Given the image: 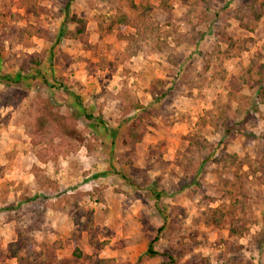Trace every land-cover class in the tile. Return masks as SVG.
Wrapping results in <instances>:
<instances>
[{"label": "rangeland", "instance_id": "obj_1", "mask_svg": "<svg viewBox=\"0 0 264 264\" xmlns=\"http://www.w3.org/2000/svg\"><path fill=\"white\" fill-rule=\"evenodd\" d=\"M69 1L0 0V264H264V0Z\"/></svg>", "mask_w": 264, "mask_h": 264}, {"label": "trees", "instance_id": "obj_2", "mask_svg": "<svg viewBox=\"0 0 264 264\" xmlns=\"http://www.w3.org/2000/svg\"><path fill=\"white\" fill-rule=\"evenodd\" d=\"M73 0H70L67 5L66 9L67 12L70 13V8ZM128 18L120 19L118 22L128 24L129 20ZM71 21L74 23H77V31L73 35H76L78 33H81L84 31V25L85 20L83 18H80L77 13L72 14ZM2 78H5L8 81H14V80H21L23 78L22 74H18L16 77H14V80L12 76H2ZM259 96L264 100V85L260 84L259 86ZM76 100L78 104L82 107V102L79 98L76 97ZM86 117L90 120H98V123L101 124L105 131L111 132L115 134V130L112 129L110 124L103 118L101 115L94 116L91 113L86 112ZM50 121L53 123V125L59 126H65L66 129L71 130L72 127L68 126V122L66 121V118L63 116H57V114H50ZM143 132H144V125L141 119L132 121L130 126L127 130V140L126 142L132 141V142H139L143 138ZM122 177L127 180L128 178L125 175H122ZM236 190V191H235ZM233 192L236 194V197L234 198V202L230 204L223 203L217 207L209 208L206 212L205 220L206 224L210 226H215L217 228L221 227L225 221V219L230 215L236 212L237 207L240 203L242 205L247 200V192L243 190V186L237 187ZM157 197H160V194H156ZM244 208V205H243ZM245 212V209L243 210ZM161 230V228H160ZM248 230V219L245 215L243 216H236L234 220L231 221L230 224V232L232 235L236 236H243L245 232ZM27 230H22L18 234V238L12 242L9 243V253L11 257H17L21 252L23 251H31L33 248V243L30 241L28 236ZM158 255V251L155 249V239L152 240L149 244V247L147 251L145 252V256L147 257H154ZM186 264H211V262L207 258H201L198 261H187ZM93 264H117L116 260L114 258H95Z\"/></svg>", "mask_w": 264, "mask_h": 264}]
</instances>
